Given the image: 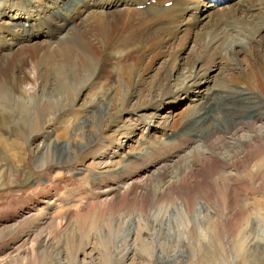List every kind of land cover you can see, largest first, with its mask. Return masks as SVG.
Listing matches in <instances>:
<instances>
[{"label":"rangeland","instance_id":"rangeland-1","mask_svg":"<svg viewBox=\"0 0 264 264\" xmlns=\"http://www.w3.org/2000/svg\"><path fill=\"white\" fill-rule=\"evenodd\" d=\"M18 1L21 5L16 8ZM62 1L0 0V85L10 89L0 93V264H264V170L251 182L242 173L227 180L208 171L198 191L187 187L172 192L162 189L164 182L173 184L175 179L167 177L160 184L153 167L169 162L175 152L173 147L159 145L177 130L165 126L166 117L180 122L193 100L183 96L165 102L173 98L165 96L158 103L160 90L154 98L149 95L159 81L166 83L169 69L195 65L200 71L211 66L212 80L207 89L202 87V95L219 82L245 86L248 81L230 70L232 64H227L226 52H221L231 36L232 46L244 39V29L238 28L239 35L231 36L223 31L222 46L212 47V54L217 55L212 56L215 64H210L209 58L201 59V48H196L202 44L210 21L222 17L225 23L227 17L220 12L237 7L242 0L218 2L220 8L198 22L186 12L185 24L173 31L162 21L156 5L162 7L163 3L156 0L147 2L151 8L132 1L119 5L118 0H112L115 4L95 0V5L80 7L78 18L73 0L65 6ZM92 1L83 0L80 6ZM193 1L191 5H195ZM197 2L199 9L207 10L206 4L212 1ZM20 8L23 10L18 11ZM60 8L73 15V26L78 25L62 44L63 48L72 47L70 58L79 57V46L106 56L81 68L79 76L65 74L64 67L55 65L63 63V56L57 46L46 54L49 38L45 35L16 45L11 33L21 32L22 23L31 31L40 28L42 33L46 29L42 10ZM150 9L156 11L152 12L156 19L148 22L145 11ZM152 26L157 33L151 31ZM131 31H136L134 37ZM6 44L14 45L13 51L2 50ZM243 54L239 58L245 72L252 61L248 53ZM136 67L140 70L130 82ZM179 78L171 77L165 90L174 91ZM127 83L131 90L126 96ZM262 86L264 81L258 79L250 83L251 92L244 93L256 102L226 97V104L190 126L191 137L202 140L206 131L220 128V113L225 109L241 105L264 111ZM119 92L124 97L118 96ZM152 112L158 117L150 130L137 129L134 114L140 118ZM252 116L246 113L242 119L248 121ZM247 128L254 132L253 126ZM123 132L132 133L131 139L123 138V146H118L116 139ZM260 138L248 151L250 169L264 157ZM141 147L148 153L142 155ZM102 154H106L103 159ZM250 183L257 192L246 191Z\"/></svg>","mask_w":264,"mask_h":264},{"label":"bare ground","instance_id":"bare-ground-1","mask_svg":"<svg viewBox=\"0 0 264 264\" xmlns=\"http://www.w3.org/2000/svg\"><path fill=\"white\" fill-rule=\"evenodd\" d=\"M68 1L69 0H63L62 5L67 4ZM94 1L95 0H93L91 3H83V5L81 4V6H80V0H73L71 5L74 9V12L77 15L81 12L79 10L80 7H82V6L85 7V5L88 6L91 4L95 5ZM118 1H119L118 2L119 5L123 4L124 1H127V2L132 1L133 3H136L137 5L142 4L144 6L145 5L147 6V2L149 0H118ZM157 1H159L160 4L163 3L162 7L156 5V7L160 8V9H157V8L156 9L159 11L158 12L159 14H163V16H161L162 21L163 20L166 21L168 23V25L170 26L172 31L176 27H178L180 24H182V25L185 24L184 14L186 12L191 13L193 22H196V21L198 22L199 20H203L202 18L208 17L210 13L214 12V9L220 8V7H218L219 5L217 2L212 1L209 4L205 3L206 7H209V9H207V10L210 11L207 13V10L199 9V3L197 2V0L196 1H193V0H183V1H179V0H164V1L163 0H157ZM168 1H173L172 6H169V7L165 6V3ZM191 1H193L195 5H191ZM254 1L255 0L250 1V2H244V0H242V2H241V0H240L241 3L238 1L240 4H238L237 7L232 8L230 6V7H227V9L222 8L223 10L220 13L224 14V16L227 17L226 18L227 20H225V23H224L222 17H217L214 21L211 20L210 21V27H209L208 31L205 32L206 34H205L204 39L202 40V44H200L198 46L196 45L197 51H199V49L201 48L199 51L201 54L200 55L201 59L209 58L208 62H210V64L211 63L215 64V61L212 58V56L216 57L217 55L212 54V51L215 49V48L212 49V47L215 45H216V47L217 46L219 47L220 45L222 46V42H220L219 40H221V37L224 34L223 31L225 30L226 32H228L227 36L228 35L231 36V35H236V34L239 35L238 34L239 32L237 31L238 28L244 29L241 32L244 35V39L246 37L248 40L244 41V39H241L242 37L240 38L238 36L241 39V41L237 40L236 42H234V44L232 43L234 46L233 47L232 45H230L231 41L233 40V38L231 36V38H229V39H231V41H228V42H230V44L229 43L228 44L230 46H232V47H230L229 45L227 46V44L224 43L225 40L223 41V39H222L225 46H223L221 48V52H224V51L226 52V55H227L226 59L228 62L227 64H232L230 66L228 65L230 67V70L231 71L233 70L234 72H235V70L238 71L237 73H239L241 75V76H239V77H241V79L245 78L246 80H248L245 83V86L233 85L232 83H229L227 81L219 82V83L215 84V87L213 90L207 92L205 95L204 94L202 95V92H203L202 87H205L207 89V87H208L207 84L210 83L212 80L211 69H210L211 66L205 67L204 69H202L200 71L197 70L195 65H188V66L183 67V68L173 66V68L169 69L164 76L166 83L163 84L162 81H159L158 86L153 89V90H155L154 93L149 94L151 97L154 98L156 90H160V92L158 94L159 99L157 100L158 103H161V101L165 98V96L173 97L172 99H169L165 102H171L174 99H179L183 96H185V97L191 96L193 98L192 103H191L192 105L189 108H186V115L187 116L186 117L183 116V118H181L180 122H179V120H178V122L175 120H174L175 122H171L170 115H168L166 117V120L164 121L165 126L170 125L169 128L172 126L173 128L174 127L177 128V130L170 136V139L159 144L160 148L164 147V146H170V147L175 148V152L173 153V156L169 159V162L165 161V162H161V163H156L155 166L153 165V167H156L155 172L157 173V176L159 177L158 182L160 184L163 183V179H166L167 177H172L175 179L173 184H167L166 182H164V186H163L162 191H166V189H167L169 191L173 190L172 192H175L176 190L184 189L187 187L190 189L198 191L199 189L202 188L200 183L202 181L207 180L206 178L208 175V171H216V175H218L220 178L223 176V177L227 178V180H234V178L239 176V173L240 174L242 173L243 176L246 177V179H249V181L251 182V180L255 177V175H257V172L264 170V157H262L258 161H256L253 164V167L251 169L249 168L250 165L248 164L249 163L248 151H250V149H252L254 147V143L259 139V137H261L260 139L263 138L262 140L264 141V111H261V112H257L256 110L252 111V110H250V107H248V106L243 109V108H241V105H240V107L238 106L235 108L232 107V109H225L224 113H220L221 117L219 116L221 118L220 119L221 120V127L220 128H214V129L211 128L209 131H206V134L204 136H202L203 137L202 140L199 139V137H197V138L191 137V132L193 131V127L190 128V126L192 124L199 123L200 121H203L207 116H209L212 109L216 108L219 105L226 104L229 101V99H228V101L225 100L226 97H234L235 96L239 100L244 99L248 102L249 101H251V102L257 101L254 97L253 98L256 101L251 100V98L248 97L249 95L244 94V93L251 92V90L248 88L250 86L251 82L258 81V79H259V82L262 80L264 81V0H260L259 3H255ZM103 3L106 4L105 1ZM109 3L115 4L116 1L112 2V0H109ZM235 3H237V2H235ZM19 5H21V1L16 2V5H15L16 8L19 7ZM112 6L113 5H110V8ZM107 7H108V5H107ZM147 8H151V7L147 6ZM210 8H212V9H210ZM154 9H150V10L145 11V13L147 15H149V16H147L148 22H151L152 20L156 19L152 14V12L155 11ZM19 10H23V8L18 9V11ZM60 10L62 12L61 14H59L58 11H55V12L52 11L51 12V11L44 10V9L42 10V13L46 14L43 17L46 20V22H45L46 23V29L43 30L42 33L40 31V28L31 31L28 28H26L25 27L26 24H23V23H22L23 28L21 27L22 28L21 32L11 31L12 28L9 29V31H11L13 36L15 34L16 40H17L16 45L26 43L27 41H31L40 35H45L46 38H49V39H47L48 46H47L46 54L53 53L52 49L57 46L58 52L61 54V56H63V63H57L55 65H57L59 68L64 67L63 69H64L65 74H67L68 72H71V73L74 72L75 75L79 76L82 74L80 72L81 68H84V67L88 68L91 65L96 64V62H98V61L101 62V61H103L102 58L104 59L106 56L102 57V56L98 55L97 53L90 51L89 49H84L83 47L79 46L77 48V49H79L78 50L79 51V57H76L77 59L76 58L71 59L70 58L71 55L69 52L72 50V47L71 48L70 47L69 48H65V47L63 48L62 44L65 43V41L68 39V37L71 36V32L75 30L74 27H77L78 25H76V26L72 25L74 23L73 15L69 14L68 11H62L61 8H60ZM48 13H51V14H48ZM149 13H151V14H149ZM80 16H81V14H80ZM155 16H157V15H155ZM78 17H79V15H77L76 18H78ZM158 17H160V16H158ZM62 20H63V22H61ZM160 21H158V22H160ZM154 22H156V21H154ZM222 23H223V25H222ZM236 25L238 27H236ZM239 25L240 26L242 25V26L239 27ZM153 28L151 31L154 33H157L158 32L157 28H155V27H153ZM134 29H132V30H134ZM167 29H169V28H167ZM131 32H132V36L134 37V32H136V31H134V32L131 31ZM150 37L153 38V35H150ZM169 39H171V36ZM242 40L245 43H243ZM162 41H163V39H162ZM199 43H201V41H199ZM6 45L7 46L4 47L2 50L7 49L10 52L13 51L14 45H11V44H6ZM21 47L23 48V46H21ZM24 47H25V45H24ZM111 51H114V50H111ZM213 52H215V51H213ZM242 53H244L243 55L248 53L250 58H251V61H252V62L249 61L250 65H249L248 69H245L248 71H245V72L243 71L244 70L243 66H240L239 54L241 55ZM219 55H221V54H219ZM248 60H250V59L248 58ZM244 62L247 63V61H244ZM138 63H140V61L136 57V64H138ZM229 67H227V69ZM138 69L139 68L136 67L135 70L133 71V73L131 74V77L129 79L130 82L132 81V78L136 74ZM175 75L180 77L179 78L180 83L177 84L178 87L174 91H166L165 89H167L168 85L170 84L171 77H174ZM162 84H163L164 88H162L163 87ZM171 85H173V84H171ZM241 85H242V82H241ZM0 86H1V89H0L1 92L0 93L5 94V93H7L5 91H7V90L10 91V89L7 85H4L1 83ZM125 88L127 91L126 96L130 95L129 94V92L131 90V89H129L130 83L125 84ZM262 88L264 89L263 86H262ZM209 89H211V88H209ZM118 96L124 97L123 92L122 93L119 92ZM220 97H223L224 100L223 99L219 100ZM255 97L257 98V96H255ZM118 98L119 97H116L117 100H118ZM150 107H152V106H143L142 108L148 109ZM225 108H228V107L225 106ZM153 109L157 110V107H155ZM2 110H4V109L2 108ZM156 112L149 113L146 116H140V118L138 117L139 116L138 114H134V116H137V118H138V119L137 118L135 119V121H138V123H139V127H137V129H141V127H142L143 129L145 128L147 130H150V128L154 125L155 119L158 117V114ZM246 113L253 114V116L250 120L247 119L248 121H244L242 119L243 114H246ZM141 117H142V119H141ZM132 125H134V124H132ZM247 126H250V127L253 126L254 132L252 130L248 129ZM137 129H135V130H137ZM131 134L132 133L129 134V132L121 133L120 138L116 139L118 146L119 145L123 146V141H122L123 138L131 139ZM144 148H142L143 149L142 155H145L146 153H148L147 150H144ZM116 152L117 151L115 150L114 153L116 154ZM45 154L50 155V153L47 150H45ZM250 155H252V154H250ZM105 156H106V154L104 156L102 154L101 158L103 159V158H105ZM239 165L243 166L241 168L242 169L241 171H240ZM227 168H229L231 170L233 169L234 172H232V171L228 172L229 169L227 170ZM120 171H121V169L120 170L118 169L117 172H120ZM196 178H198V179H196ZM238 181H240V180H238ZM152 182H154V181H152ZM245 187H246V191H248V192L249 191L254 192V193L257 192L256 188L253 186L252 183L247 184ZM203 189H205V188H203ZM157 198H158V196L156 194L155 199H157ZM216 199H218V198H216ZM189 205H191V204H189ZM248 215H250V214H248ZM250 217L247 218L249 223H251V221H252ZM241 233H242V231L241 232L239 231V236ZM215 248H217V247H215ZM219 248H220V246H219Z\"/></svg>","mask_w":264,"mask_h":264}]
</instances>
